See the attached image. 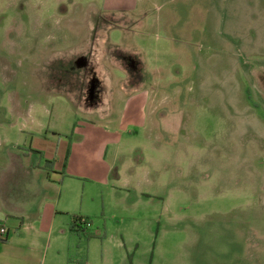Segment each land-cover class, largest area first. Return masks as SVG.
<instances>
[{
    "label": "rangeland",
    "instance_id": "374dc122",
    "mask_svg": "<svg viewBox=\"0 0 264 264\" xmlns=\"http://www.w3.org/2000/svg\"><path fill=\"white\" fill-rule=\"evenodd\" d=\"M105 3L0 0V170L70 145L76 161L53 174L52 231L13 245L34 238L43 264H264V0ZM140 74L146 100L115 123ZM100 99L105 118L76 110ZM35 138L52 157L28 154Z\"/></svg>",
    "mask_w": 264,
    "mask_h": 264
},
{
    "label": "crops",
    "instance_id": "0c3cea01",
    "mask_svg": "<svg viewBox=\"0 0 264 264\" xmlns=\"http://www.w3.org/2000/svg\"><path fill=\"white\" fill-rule=\"evenodd\" d=\"M105 1L106 3L104 5L106 8L102 12H127L128 10L144 11L143 7H141L144 0H132L133 4L131 8L128 9L117 8V5V7L111 6L107 0ZM124 5L129 7V4H123V6ZM87 9L99 13V11L93 9L91 6H88ZM130 33L129 30H126L124 32V38H133L134 35ZM140 39H143V37ZM98 41L99 43L100 41L105 42L104 38H99ZM109 46L111 49L118 48L110 44ZM119 50H121L122 53L129 54L131 57H137L139 60L143 59L141 55H138V53H140L139 50H142L141 48L121 47ZM140 75V83L133 86L126 84L127 78L121 83H118V91L123 93L124 97L118 106V110H116V118L112 120L115 121V123L117 119H120L122 113L124 114L123 110L127 108L130 100L136 97L141 98L140 100L143 102L146 100L147 93L146 89H144L142 74ZM101 104L103 103L100 99L96 105H79L76 110L78 109L79 114L86 118L93 116L105 118L109 110L106 108L104 111H99L98 105ZM33 141L34 142L30 139L28 143V154L42 156V153H46L45 158L51 156L50 153H47L49 151L47 142L36 138ZM71 148L72 146L70 145V150L68 151V149H66L64 157L61 158L62 160H48L44 163V166H40L38 162H36V164H28L27 166L17 165L11 169V175L6 171L0 170V217L3 218V220L0 221V225L6 228V235L3 240H0V246L4 249V251L0 253V264H43V256L37 250L35 239H30L27 246L25 245L24 248H19L13 245L15 240H20L14 237V234L21 230H32L33 234L40 232L49 234L52 231L55 221L59 218L58 215L60 216L62 213L61 210L55 208V199L58 197V189L54 185V183L59 184L61 179H59V176L54 177L53 174L75 177L74 173L72 174V172L69 171L70 166L76 163ZM23 155L26 156L25 154ZM106 170H108V168H106Z\"/></svg>",
    "mask_w": 264,
    "mask_h": 264
},
{
    "label": "built area",
    "instance_id": "2783aa9c",
    "mask_svg": "<svg viewBox=\"0 0 264 264\" xmlns=\"http://www.w3.org/2000/svg\"><path fill=\"white\" fill-rule=\"evenodd\" d=\"M75 225L82 230H86L90 225V222L86 218L78 217L75 220ZM5 235H6V228L3 225H0V240H3Z\"/></svg>",
    "mask_w": 264,
    "mask_h": 264
},
{
    "label": "trees",
    "instance_id": "16d2710c",
    "mask_svg": "<svg viewBox=\"0 0 264 264\" xmlns=\"http://www.w3.org/2000/svg\"><path fill=\"white\" fill-rule=\"evenodd\" d=\"M78 217H73L72 219V222H71V225H70V230L72 232H74L75 234H78L80 232H83L82 229L78 228L76 225H75V220L77 219Z\"/></svg>",
    "mask_w": 264,
    "mask_h": 264
}]
</instances>
